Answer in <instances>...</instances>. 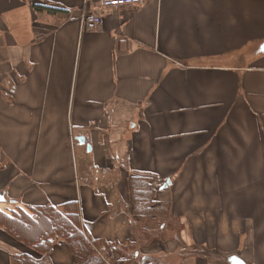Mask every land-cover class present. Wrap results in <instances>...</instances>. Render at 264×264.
I'll return each instance as SVG.
<instances>
[{
	"label": "crops",
	"instance_id": "obj_1",
	"mask_svg": "<svg viewBox=\"0 0 264 264\" xmlns=\"http://www.w3.org/2000/svg\"><path fill=\"white\" fill-rule=\"evenodd\" d=\"M95 1L0 0V208L75 202L103 264H264V0Z\"/></svg>",
	"mask_w": 264,
	"mask_h": 264
},
{
	"label": "trees",
	"instance_id": "obj_2",
	"mask_svg": "<svg viewBox=\"0 0 264 264\" xmlns=\"http://www.w3.org/2000/svg\"><path fill=\"white\" fill-rule=\"evenodd\" d=\"M37 9L53 11L48 6ZM0 210V227L14 239L30 246L40 257L18 254L13 264H52L50 254L55 243L66 242L71 249L73 264H102L92 245L98 242L80 228L79 212L75 202L62 208L52 206H20L11 203Z\"/></svg>",
	"mask_w": 264,
	"mask_h": 264
},
{
	"label": "built area",
	"instance_id": "obj_3",
	"mask_svg": "<svg viewBox=\"0 0 264 264\" xmlns=\"http://www.w3.org/2000/svg\"><path fill=\"white\" fill-rule=\"evenodd\" d=\"M143 2L144 0H96L95 10L90 14L83 15L82 20L85 26L96 27L101 22L100 12L110 8L139 6ZM157 186L161 187L162 183H159Z\"/></svg>",
	"mask_w": 264,
	"mask_h": 264
},
{
	"label": "water",
	"instance_id": "obj_4",
	"mask_svg": "<svg viewBox=\"0 0 264 264\" xmlns=\"http://www.w3.org/2000/svg\"><path fill=\"white\" fill-rule=\"evenodd\" d=\"M257 52H258V53H264V41L259 45V47H258V49H257ZM88 149H89V146H88ZM0 199H2L1 196H0ZM230 263H231V264H242V263L238 260V258H236V257H232V258L230 259Z\"/></svg>",
	"mask_w": 264,
	"mask_h": 264
},
{
	"label": "rangeland",
	"instance_id": "obj_5",
	"mask_svg": "<svg viewBox=\"0 0 264 264\" xmlns=\"http://www.w3.org/2000/svg\"><path fill=\"white\" fill-rule=\"evenodd\" d=\"M257 45H254L253 46V48H255ZM257 47H259V46H257ZM252 51V50H251ZM0 210H4L3 209V207L2 208H0ZM99 246V245H98ZM98 246L97 245H92V249L94 250V253H97L99 256H100V254H99V252H98ZM201 253H208V252H205L204 250L201 252ZM28 254V253H27ZM31 255H35V254H33V253H30ZM29 254V255H30ZM30 255V256H31ZM101 257V256H100ZM170 260H173V259H170ZM103 261V260H102ZM175 260H173V262H174ZM102 264H103V262H102Z\"/></svg>",
	"mask_w": 264,
	"mask_h": 264
}]
</instances>
